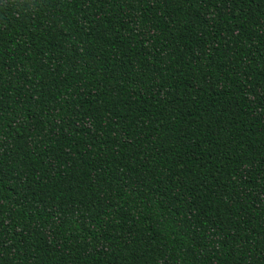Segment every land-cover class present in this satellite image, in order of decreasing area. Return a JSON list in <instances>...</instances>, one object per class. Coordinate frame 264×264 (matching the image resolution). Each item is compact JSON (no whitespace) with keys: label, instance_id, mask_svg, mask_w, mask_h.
<instances>
[{"label":"trees","instance_id":"trees-1","mask_svg":"<svg viewBox=\"0 0 264 264\" xmlns=\"http://www.w3.org/2000/svg\"><path fill=\"white\" fill-rule=\"evenodd\" d=\"M0 264H264V0H0Z\"/></svg>","mask_w":264,"mask_h":264}]
</instances>
